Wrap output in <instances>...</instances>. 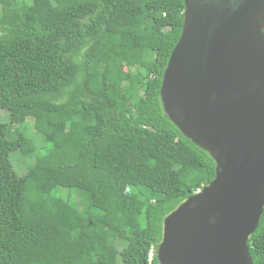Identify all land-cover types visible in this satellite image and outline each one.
<instances>
[{
  "label": "trees",
  "instance_id": "16d2710c",
  "mask_svg": "<svg viewBox=\"0 0 264 264\" xmlns=\"http://www.w3.org/2000/svg\"><path fill=\"white\" fill-rule=\"evenodd\" d=\"M183 10L0 0V264H159L164 218L216 167L160 99ZM16 150L31 159L20 176ZM247 243L264 264V207Z\"/></svg>",
  "mask_w": 264,
  "mask_h": 264
},
{
  "label": "water",
  "instance_id": "95a60500",
  "mask_svg": "<svg viewBox=\"0 0 264 264\" xmlns=\"http://www.w3.org/2000/svg\"><path fill=\"white\" fill-rule=\"evenodd\" d=\"M160 99L216 167L164 218L159 264H253L247 242L264 207V0H184Z\"/></svg>",
  "mask_w": 264,
  "mask_h": 264
},
{
  "label": "rangeland",
  "instance_id": "374dc122",
  "mask_svg": "<svg viewBox=\"0 0 264 264\" xmlns=\"http://www.w3.org/2000/svg\"><path fill=\"white\" fill-rule=\"evenodd\" d=\"M0 121L6 122L8 121V111L6 109H0ZM25 134L29 135L35 143L36 146H41L43 142V138L40 134H37L32 128H30V119H26L25 121ZM17 128V125H13L11 127L12 131ZM9 161L11 166L15 169L18 176L24 173L26 165L31 161L30 158H24L19 151H13L9 154Z\"/></svg>",
  "mask_w": 264,
  "mask_h": 264
},
{
  "label": "clouds",
  "instance_id": "9594fccd",
  "mask_svg": "<svg viewBox=\"0 0 264 264\" xmlns=\"http://www.w3.org/2000/svg\"><path fill=\"white\" fill-rule=\"evenodd\" d=\"M199 190H200V189H199ZM197 191H198V190H197ZM197 191H196V192H197Z\"/></svg>",
  "mask_w": 264,
  "mask_h": 264
}]
</instances>
